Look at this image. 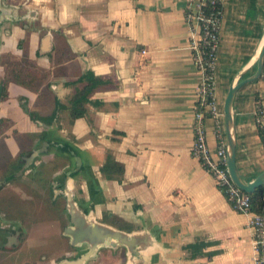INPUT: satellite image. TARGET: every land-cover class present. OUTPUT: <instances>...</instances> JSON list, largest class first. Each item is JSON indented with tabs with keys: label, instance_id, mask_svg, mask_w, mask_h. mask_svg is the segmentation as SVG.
Instances as JSON below:
<instances>
[{
	"label": "crops",
	"instance_id": "0c3cea01",
	"mask_svg": "<svg viewBox=\"0 0 264 264\" xmlns=\"http://www.w3.org/2000/svg\"><path fill=\"white\" fill-rule=\"evenodd\" d=\"M186 5L187 0L0 3V81L11 77L17 64L39 74L31 84L12 78L8 97L0 101V169L7 175L0 193L53 156L51 162H64L53 169L48 189L64 200L70 218L67 199L55 194L52 182L75 168V158L51 143L48 152L29 159L45 141L65 143L83 160L82 170L67 183L87 217L126 232H149L154 241L144 251L147 261L118 246L100 248L85 264H256L252 216L231 207L192 155L200 73ZM263 41L264 0H225L217 68L223 112L230 88L256 73ZM88 71L106 84L92 94L86 114L71 121L63 109L47 121L57 100L67 104L73 82ZM261 77L245 83L233 102L236 164L247 183L264 172V114L262 127L257 123L258 107L264 111ZM223 124L227 138L225 112ZM205 125L215 150V122L209 117ZM10 152L12 161L20 155L27 161L17 172L11 165L2 168ZM109 154L123 164L121 178L101 172ZM17 231L21 239L10 246ZM63 234L39 210L25 218L0 213V253L19 251L26 264H58L88 250L87 245L72 247Z\"/></svg>",
	"mask_w": 264,
	"mask_h": 264
},
{
	"label": "built area",
	"instance_id": "2783aa9c",
	"mask_svg": "<svg viewBox=\"0 0 264 264\" xmlns=\"http://www.w3.org/2000/svg\"><path fill=\"white\" fill-rule=\"evenodd\" d=\"M225 0H187L185 18L190 26V46L200 77L197 84L193 120L194 141L192 155L213 176L231 207L251 215L250 226L254 231L256 264H264V214L253 210L250 193L239 187L230 173L228 144L224 132V112L218 97V49L220 29L224 16ZM263 108L257 109V123L263 124ZM215 122L217 148L212 150L207 142L205 121Z\"/></svg>",
	"mask_w": 264,
	"mask_h": 264
},
{
	"label": "water",
	"instance_id": "95a60500",
	"mask_svg": "<svg viewBox=\"0 0 264 264\" xmlns=\"http://www.w3.org/2000/svg\"><path fill=\"white\" fill-rule=\"evenodd\" d=\"M50 36L47 35L44 38L45 42H49ZM264 68V41L261 46L256 73L234 84L227 95L224 102L225 123L227 130L228 140V165L232 178L236 184L248 193H253L256 189L264 185V172L258 175L253 181L245 182L237 168L236 164V140L234 133V118H233V102L237 91L247 82L254 81L262 76ZM47 126V125H46ZM49 127V126H47ZM54 147L75 158V168L62 174L52 182V188L56 195H64L67 199V211L70 214L71 225L65 228V234L70 237L71 244L75 247H81L83 245L88 246V250L75 259H63L58 264H85L87 260L96 256L98 250L102 247L116 248L118 246H124L131 256L142 258L147 261V255L144 251L148 250L153 244V238L149 232H126L117 229L111 225L101 223L94 218H88L87 214L79 207L77 200L68 186V179L73 177L76 173L82 170L83 160L79 152L67 146L65 143L45 141L41 147L36 148L30 155L29 159L32 162L39 155L49 151V147ZM26 167H24L25 169ZM21 239L19 231H17L14 237L10 239V246L17 245Z\"/></svg>",
	"mask_w": 264,
	"mask_h": 264
},
{
	"label": "flooded vegetation",
	"instance_id": "af4514ba",
	"mask_svg": "<svg viewBox=\"0 0 264 264\" xmlns=\"http://www.w3.org/2000/svg\"><path fill=\"white\" fill-rule=\"evenodd\" d=\"M1 5H9V0H0ZM20 6H18L20 11ZM4 93V83L0 81V101L3 99H6L8 96H3ZM24 100V99H23ZM22 101V100H21ZM24 105V101L22 103ZM36 119V118H35ZM0 124L2 122L0 121ZM6 125L4 128L6 129L8 127V123H4ZM7 131V129H6ZM5 131V132H6ZM24 159V160H22ZM28 159V158H27ZM50 160H43L38 165H35L33 169L31 170V173L27 175V178L32 180L34 186H32V191L34 193L42 194L44 191L45 195H47V199H41L39 202H44L43 205H39L37 199L34 200L33 196H28L27 199L29 200H20L13 194L11 191H22L23 193L28 189L29 186H31V183L25 184V183H15L14 189L8 190L7 192H1L0 193V213L2 218H8V217H16V218H25V214L27 212H32L34 210H39L44 214V216H47L50 218V221L52 225L56 224L59 228L63 218L65 217L68 221L67 225L63 227L62 233L65 234V228L70 225V218L65 212V202L60 197H55L54 193L48 189V182L50 178L53 175V169L49 170V163L54 160V157L52 156V159L49 157ZM27 163V161H26ZM25 158L20 155L19 159L15 162L12 161V153H9V158L6 160V162L3 165V170H7L9 165H11L10 169H12V172H17L23 168V166L26 164ZM11 172V173H12ZM7 176V175H6ZM6 176L3 175L2 179ZM26 176V174L24 175ZM12 183H9L10 185ZM23 196V194H21ZM49 198V199H48ZM33 199V200H30ZM63 234V235H64ZM70 244V243H69ZM72 247H75L71 244ZM70 247V246H69Z\"/></svg>",
	"mask_w": 264,
	"mask_h": 264
},
{
	"label": "trees",
	"instance_id": "16d2710c",
	"mask_svg": "<svg viewBox=\"0 0 264 264\" xmlns=\"http://www.w3.org/2000/svg\"><path fill=\"white\" fill-rule=\"evenodd\" d=\"M10 75L11 77H8L4 82L3 96H8L7 83L12 78L19 83L31 84L39 74L37 70L31 67H24L20 64H17L10 72ZM261 78L264 79V68ZM105 82L106 80L104 78L96 76L91 71L82 74L75 82H73V84L76 85L75 92L68 99L67 104L63 103L61 100H57V109L52 116L47 118V121L55 119V117L57 116V112L63 109H67L71 121H74L79 117H83L87 112L86 105L89 101H91L92 94L97 89L103 87V85L106 84ZM34 115L35 114H33V117L37 118V116ZM261 132L264 137L263 130H261ZM60 165L61 164L54 166V169H57ZM101 172L107 178H121L124 173V166L120 162L116 161V159L111 154H109L104 165L101 168ZM250 195L253 210L258 213L264 214V185L256 189L253 193H250Z\"/></svg>",
	"mask_w": 264,
	"mask_h": 264
},
{
	"label": "rangeland",
	"instance_id": "374dc122",
	"mask_svg": "<svg viewBox=\"0 0 264 264\" xmlns=\"http://www.w3.org/2000/svg\"><path fill=\"white\" fill-rule=\"evenodd\" d=\"M46 159L50 160L49 157H46ZM2 162H3V159H2V157H0V163H2ZM63 162H64L63 160H59V159H56V161L50 162L49 165H51V166H49V170L54 169V166L62 164ZM3 175H4V172L2 171V169H0V182H2V180H3L2 179ZM11 183L12 184L6 186V192L8 190L14 189L15 183L16 184H18V183H25V184L31 183V186L28 187L29 190L25 191L24 193L22 191H18L19 193H17L16 191H11L20 200L26 201V200H29V199H27L28 196H33L34 200L37 199V201H38V202H34V203H38L39 205H43L44 202H39V200L47 199V195H45L43 190H42L43 195L42 194L37 195L36 193H34V191L30 190V189H32V186H34V184L32 185L33 181L28 179L27 175L26 176L20 175L17 177V179H13L11 181ZM21 194H23V196ZM30 200H33V199H30ZM67 223H68V221L64 217L60 227L58 228L60 233H62L63 227L66 226ZM29 227H31V226L29 225ZM2 252L3 253H0V264H26L25 256L22 254L19 255V251L13 252L10 250H5Z\"/></svg>",
	"mask_w": 264,
	"mask_h": 264
}]
</instances>
